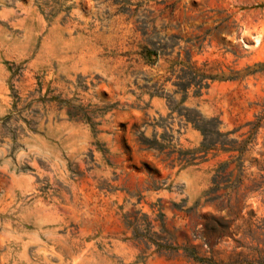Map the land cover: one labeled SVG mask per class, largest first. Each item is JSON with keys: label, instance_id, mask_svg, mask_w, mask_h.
<instances>
[{"label": "rangeland", "instance_id": "rangeland-1", "mask_svg": "<svg viewBox=\"0 0 264 264\" xmlns=\"http://www.w3.org/2000/svg\"><path fill=\"white\" fill-rule=\"evenodd\" d=\"M141 21L178 37L152 65ZM185 51L221 134L190 164L201 134L143 88L179 102ZM0 264H264V0H0Z\"/></svg>", "mask_w": 264, "mask_h": 264}, {"label": "trees", "instance_id": "trees-1", "mask_svg": "<svg viewBox=\"0 0 264 264\" xmlns=\"http://www.w3.org/2000/svg\"><path fill=\"white\" fill-rule=\"evenodd\" d=\"M141 35L144 38L143 43L144 45L140 46L139 55L141 59L147 64H154L160 56H169L168 50H173L175 43H161L159 41H169L170 39H178L176 36H163V37H156L159 36L158 33H152L153 29L155 28L153 21H141ZM151 29V30H150ZM155 40H159L155 42ZM170 42V41H169ZM170 62L169 69V77L165 80L174 79L172 85L176 87V93H181L182 97L179 102L176 103L171 95L164 94V84H159L155 82L150 86L143 87L146 89L150 96H165L168 102V107L172 111L180 112V115L183 116L185 123L190 124L195 130H197L202 137V141L199 147L192 151H180V162H184V164H190L195 160L194 157H190L186 159L183 155H192L196 153H202L200 159L205 158L208 151L213 149V147L217 144V142L213 139V135H221L218 132V127L220 122L216 119H205L203 118L197 111L190 110L188 108L183 107V103L187 98V92L190 88H194V94H198L201 89H205L208 87L206 81L213 80V77L210 75H206L202 69H198L194 66V63L191 62V57L187 51H185V59L180 60V53L178 52L177 55L173 60L168 61ZM18 99V98H16ZM177 108V109H176ZM13 110L16 114H21L23 109H17L16 103L13 105ZM184 111L185 114H181ZM189 111L194 113L193 116L187 115ZM71 113L68 111V115ZM12 115H8L5 119H9ZM23 121L29 125V121L23 119ZM143 143L149 147L154 148L158 151H161L163 148L157 143L155 139H143ZM222 150L227 151L225 148L226 143H218ZM147 218L146 216H144ZM125 218V227L128 231L131 232L130 240H135L138 242H144L148 245L149 242L155 244L157 250H169L171 247V243L168 239L160 238L156 234H152V237H157L155 241H151V239L147 238V235L143 232H140L135 222L128 221L127 216ZM147 231H150L151 224L147 223ZM161 231L166 232L164 225H161ZM150 238V237H149ZM177 249V248H176Z\"/></svg>", "mask_w": 264, "mask_h": 264}]
</instances>
